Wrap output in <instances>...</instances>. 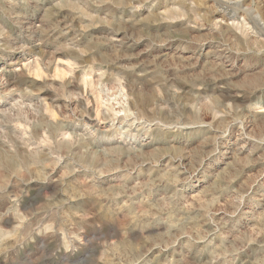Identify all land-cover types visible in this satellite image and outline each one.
<instances>
[{
  "label": "rangeland",
  "instance_id": "1",
  "mask_svg": "<svg viewBox=\"0 0 264 264\" xmlns=\"http://www.w3.org/2000/svg\"><path fill=\"white\" fill-rule=\"evenodd\" d=\"M261 13L0 0V264H264Z\"/></svg>",
  "mask_w": 264,
  "mask_h": 264
},
{
  "label": "bare ground",
  "instance_id": "2",
  "mask_svg": "<svg viewBox=\"0 0 264 264\" xmlns=\"http://www.w3.org/2000/svg\"><path fill=\"white\" fill-rule=\"evenodd\" d=\"M213 1H214V3L216 2V3H219L220 4V2H223L224 0H212V2ZM223 15L225 17L232 18V19H236L238 15H244L245 18L248 17V13L247 12H243V11L238 12V9L237 8H234V7L233 8L232 7L230 8L228 6H227V9L224 10ZM263 15H264V13H261V16H263ZM249 18H251L259 26L260 34H263L264 35V22L263 23H260V21L257 22V19L254 18V17H251V16ZM262 19L264 20V18H261V20ZM263 44H264V42H263Z\"/></svg>",
  "mask_w": 264,
  "mask_h": 264
}]
</instances>
